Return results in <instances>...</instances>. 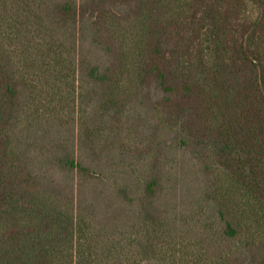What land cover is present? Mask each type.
Instances as JSON below:
<instances>
[{
	"label": "trees",
	"instance_id": "trees-1",
	"mask_svg": "<svg viewBox=\"0 0 264 264\" xmlns=\"http://www.w3.org/2000/svg\"><path fill=\"white\" fill-rule=\"evenodd\" d=\"M0 264H264V0H0Z\"/></svg>",
	"mask_w": 264,
	"mask_h": 264
}]
</instances>
